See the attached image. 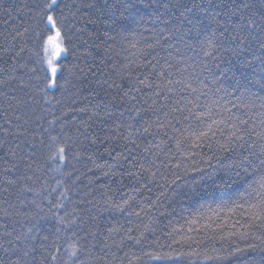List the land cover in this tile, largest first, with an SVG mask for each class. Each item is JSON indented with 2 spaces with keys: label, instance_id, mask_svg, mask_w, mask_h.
<instances>
[{
  "label": "trees",
  "instance_id": "trees-1",
  "mask_svg": "<svg viewBox=\"0 0 264 264\" xmlns=\"http://www.w3.org/2000/svg\"><path fill=\"white\" fill-rule=\"evenodd\" d=\"M40 3L0 0V264H264V0H60L47 89Z\"/></svg>",
  "mask_w": 264,
  "mask_h": 264
},
{
  "label": "snow or ice",
  "instance_id": "snow-or-ice-1",
  "mask_svg": "<svg viewBox=\"0 0 264 264\" xmlns=\"http://www.w3.org/2000/svg\"><path fill=\"white\" fill-rule=\"evenodd\" d=\"M37 15L39 17L37 26L43 25V31L41 33H37V35L41 36L42 38L40 52H42L43 55H41L40 52L36 53V55L39 56L40 63L42 65H46V67L44 68L45 71L44 81H45V89H47L48 87L55 86L57 84V80H56L57 74L58 72L62 71V69L57 64V61L63 54H65L68 51L65 44V37H66L65 27L68 22V17L64 15L63 10L60 8V0H41ZM25 31L27 32L28 29H25ZM21 51H23V49H21ZM33 71H35V69H33ZM161 75H163V73H161ZM193 91H195V89H193ZM81 110L83 111V109ZM246 123L247 121H241V124H246ZM239 131L240 129L237 128L232 135L235 136L237 139H243V136L237 135ZM52 140L55 141L56 137H52ZM57 152L59 153V160L61 162H66V158H67L66 147L64 146L58 147ZM55 156L56 153H53V155L50 156L49 159L54 160ZM260 164L264 165V159H260ZM140 168L142 172L148 171V169L144 168L143 165H140ZM130 175H135V174L130 173ZM253 220H261L262 222L261 226H264V207H261L259 212L253 216ZM60 223L64 224L63 217L60 218ZM73 223L74 221H69L67 224H64V226L65 228H68L71 227ZM30 231L31 229H29V232ZM60 231L61 229H57V233H59ZM73 236H75V233H73ZM127 238L130 240L133 239V237L131 236ZM17 239H19V237H17ZM44 239L47 240V237H44ZM57 239H60L59 235L57 236ZM121 243H123V239L121 240ZM136 243H139V240H136ZM42 247H45L46 250H49L50 258L52 261H56L58 259L56 253L59 252V248L57 247L55 241H53L52 244L50 245H42ZM72 247H73V251L70 252V256H75L76 255L75 245H73ZM249 247L255 248L256 246L250 245ZM243 251L244 249L236 248L235 252L230 253L229 255H235L236 253H242ZM28 256H29V251L25 250L23 252V257H28ZM156 258L159 259L160 257H156ZM207 258L212 259L211 257H207ZM217 259H223V257H217ZM9 264H21V260L20 258H18L14 262L10 261Z\"/></svg>",
  "mask_w": 264,
  "mask_h": 264
},
{
  "label": "rangeland",
  "instance_id": "rangeland-1",
  "mask_svg": "<svg viewBox=\"0 0 264 264\" xmlns=\"http://www.w3.org/2000/svg\"><path fill=\"white\" fill-rule=\"evenodd\" d=\"M63 56H65V54H63V55L58 59L57 64H58V62L60 61V59H61ZM53 87H54V86H50V88H53Z\"/></svg>",
  "mask_w": 264,
  "mask_h": 264
}]
</instances>
